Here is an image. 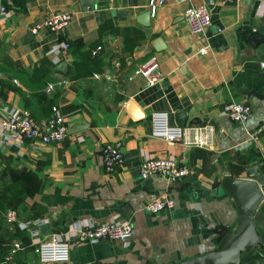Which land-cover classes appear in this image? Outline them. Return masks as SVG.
I'll return each mask as SVG.
<instances>
[{
  "label": "crops",
  "instance_id": "0c3cea01",
  "mask_svg": "<svg viewBox=\"0 0 264 264\" xmlns=\"http://www.w3.org/2000/svg\"><path fill=\"white\" fill-rule=\"evenodd\" d=\"M79 1L0 0V120L13 109L42 119L55 105L67 127L62 141L41 143L14 140L0 126V264L12 248L11 264H48L34 248L51 236L68 244L62 264H167L212 250L211 230L232 229L237 217L218 187L222 174L245 177L250 166L264 172V100L257 97H264V0H163L153 15L148 0H105L101 10H83ZM200 3L209 24L194 34L182 12ZM55 11L70 14L63 30L30 33ZM151 56L160 77L149 84L139 68ZM59 78L65 83L46 91ZM229 100L249 105L242 126L223 114ZM154 110L174 125L180 112L187 138L202 133L207 144L152 137ZM115 141L124 161L105 173L100 147ZM151 157L176 158L189 173L141 178L139 163ZM162 196L173 200L171 209H145ZM257 210L261 231L264 199ZM122 220L131 224L124 242L77 237L84 224ZM252 255L240 254L239 264H264Z\"/></svg>",
  "mask_w": 264,
  "mask_h": 264
},
{
  "label": "built area",
  "instance_id": "2783aa9c",
  "mask_svg": "<svg viewBox=\"0 0 264 264\" xmlns=\"http://www.w3.org/2000/svg\"><path fill=\"white\" fill-rule=\"evenodd\" d=\"M224 1V0H220ZM163 0H148L150 14H154L156 7ZM4 6H0V14H4ZM189 30L194 34L204 32L209 24V12L204 3L191 5L184 8L182 12ZM70 21V14L66 11H55L42 19L40 23L34 24L30 29L31 34H35L39 28H45L52 32L63 30ZM68 43L60 42L61 51H66ZM99 50L95 47L92 53ZM155 57L151 56L139 68L141 74L147 79L149 84L159 79V72L156 69ZM258 68L264 72V60L258 62ZM65 83L64 78L50 81L46 84V91L51 90L54 86H60ZM223 114L233 123L242 126L250 113L248 104L229 100L222 104ZM150 135L160 138L168 142L181 141L184 144H197L205 146L207 144L206 136L197 133L191 139L187 138L185 128L170 124L167 112L162 110H154L149 115ZM0 126L5 128L14 140L18 141H38L41 143H51L62 141L67 134V127L57 106L50 107L49 114L42 119H34L26 109H13L5 114L0 120ZM249 140L255 141V135L247 133ZM101 167L105 173H113L117 171L124 161L121 143L104 142L100 147ZM141 178H147L150 175H159L166 179L173 180L183 178L188 175L189 170L185 165L180 164L173 157H151L142 160L138 166ZM145 209L151 213H159L163 210L173 207V200L162 196L150 199L145 204ZM7 221L15 218V212L7 209L4 213ZM131 232V224L128 220L107 221L94 224H84L77 229V237L84 241H118L127 240ZM16 247V246H15ZM12 248L3 258V262L11 264L13 252ZM37 259L41 263L62 264L68 260V244L65 240L55 237H47L40 240L35 248Z\"/></svg>",
  "mask_w": 264,
  "mask_h": 264
},
{
  "label": "water",
  "instance_id": "95a60500",
  "mask_svg": "<svg viewBox=\"0 0 264 264\" xmlns=\"http://www.w3.org/2000/svg\"><path fill=\"white\" fill-rule=\"evenodd\" d=\"M83 10H101L106 7L105 0H80ZM264 100L263 96H257ZM179 116V117H178ZM182 115L175 112V124L181 125ZM252 167H244L245 177L233 178L227 172L219 180V189L233 201L237 217L234 227L214 228L215 246L212 250L196 254L181 261L167 264H239L240 254L252 253L264 263V228L260 225L257 206L264 199V172H253ZM59 264V263H58Z\"/></svg>",
  "mask_w": 264,
  "mask_h": 264
}]
</instances>
